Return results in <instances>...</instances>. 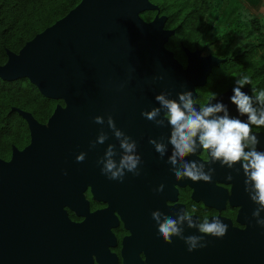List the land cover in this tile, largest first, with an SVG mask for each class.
I'll use <instances>...</instances> for the list:
<instances>
[{
	"label": "flooded vegetation",
	"instance_id": "obj_1",
	"mask_svg": "<svg viewBox=\"0 0 264 264\" xmlns=\"http://www.w3.org/2000/svg\"><path fill=\"white\" fill-rule=\"evenodd\" d=\"M147 12H154L153 19L157 15V11ZM165 26L166 22L164 29L174 31ZM174 35L175 31L164 45L177 65L168 80L171 85L156 86L148 95L127 91L121 101L106 103L103 105L106 110L96 112L95 117H103L102 124H96L95 117L89 122L91 127L86 129V137L79 143V155L85 154L79 166L82 170L77 190L80 203L75 210L61 206L75 229L66 228L57 218L51 223L44 210L36 215L31 210L28 222L15 224L7 238H0V250L2 246L7 250L6 254L0 252V264H32L34 249L71 251L75 253V264H264V227L257 224V220L264 221V209L258 217L253 216L262 206L251 199L256 192L251 181L246 183L242 162L231 169L221 166L203 152L197 137L195 154L183 160L178 158L176 167L182 170L185 161L203 163V171L212 175L211 183L187 178L176 180L173 166L168 163L174 154L170 143L172 128L164 120L166 109L155 99L157 95H164L179 103V95L187 92L192 94L197 111L200 105L220 103L226 106L229 118L247 122L248 117L241 116L231 102L233 87L235 79L248 76L251 83L242 91L252 97L258 113L264 107L256 100V95L264 91V37ZM58 105L65 107L63 102ZM154 108H160L154 120L141 115ZM109 116L117 129L136 142L137 154L141 157L137 168L140 175L126 172L123 182L109 180L101 173L103 163L98 164L109 145L115 146L111 159L119 163L123 155L119 140L109 128ZM252 131L259 141L257 151L264 152V126L253 125ZM102 133L107 139L92 147ZM150 140L164 146L163 158ZM251 147L249 143L245 151ZM210 169H214V173ZM228 176L232 179H227ZM160 185H164L163 192L156 191ZM155 211L161 213V223L166 217L176 221L183 237H202L197 249L189 252L185 241L176 236L172 237L171 244L166 243L159 235L157 221L152 218ZM185 212L190 213V218L181 221L178 213ZM206 218L209 222L220 219L227 224L226 235L222 238L204 236L199 224ZM189 224L196 226L189 227ZM202 243L206 246L200 248Z\"/></svg>",
	"mask_w": 264,
	"mask_h": 264
},
{
	"label": "water",
	"instance_id": "obj_2",
	"mask_svg": "<svg viewBox=\"0 0 264 264\" xmlns=\"http://www.w3.org/2000/svg\"><path fill=\"white\" fill-rule=\"evenodd\" d=\"M147 11H157L150 22L140 17ZM158 12L149 0H81L17 54L6 50L2 81L27 79L44 98L65 107L57 105L46 124L11 109L25 121L30 140L21 150L12 146L9 161L0 159V238L28 222L31 210L75 229L61 206L75 210L80 203L77 156L89 122L127 91L148 95L171 85L177 65L164 45L174 31L164 29L166 17ZM0 252L7 250L2 246ZM74 255L34 249L32 264H75Z\"/></svg>",
	"mask_w": 264,
	"mask_h": 264
},
{
	"label": "clouds",
	"instance_id": "obj_3",
	"mask_svg": "<svg viewBox=\"0 0 264 264\" xmlns=\"http://www.w3.org/2000/svg\"><path fill=\"white\" fill-rule=\"evenodd\" d=\"M251 81L248 76H241L235 79L233 87V96L231 102L236 106L241 116H247L248 121L244 122L240 119L229 118L226 106L220 103L215 105H200L199 111L194 107L196 103L192 99L191 93H183L179 95V103L175 100L166 99L164 95H157L155 99L160 103L161 107L166 109L164 120L171 125L170 143L174 149V154L169 158L168 163L172 164V172L176 180L180 181L185 178L199 182L211 183L212 175L203 171L204 164L195 160L185 161L182 170L177 168V159L183 160L188 155H194L196 152V138L203 152L210 154L212 161H219L221 166H227L229 169L233 165L242 162L246 183L251 181L254 185L256 195L251 199L262 206L253 212L254 217H258L262 209H264V152L257 151L256 145L259 143L257 136L253 134L252 126H264V107L258 110L253 107L252 97L242 91L245 85H250ZM213 94V98H214ZM256 100L264 106V91L256 95ZM223 112V116H217V113ZM160 113V108H154L150 112L141 113L147 120L152 121ZM214 117V118H210ZM96 124L103 123V117L94 118ZM160 123H163L161 121ZM109 128L113 130L114 136L120 142V148L123 150L119 163L111 159L115 155L114 145H109L103 158L98 164L103 163L101 173L109 180L123 182L125 174L133 173L140 175L137 171L138 165L141 163V157L137 154V144L131 137L127 136L121 130L116 128V124L112 116L108 117ZM107 139L106 134H101L98 141L91 146L95 147L98 142L103 144ZM149 143L155 146V150L163 158L164 146L150 140ZM249 143L252 145L251 150L245 151ZM85 154L81 153L77 156V162H83ZM214 173V169H210ZM231 180L232 177L228 176ZM164 191V185L156 190ZM161 213L155 211L152 213L153 220L157 221V228L160 237L171 244L172 237L176 236L183 239L188 245V251L192 252L197 249V242L202 237L189 236L187 238L181 235V230L176 226V221L170 217H166L160 222ZM178 217L182 220L190 218V213H178ZM257 224L264 227V221L257 220ZM196 225L189 224V227ZM199 230L204 236H212L222 238L228 231V225L220 219H212L211 222L206 218L203 223L199 224ZM206 244H200V248Z\"/></svg>",
	"mask_w": 264,
	"mask_h": 264
},
{
	"label": "trees",
	"instance_id": "obj_4",
	"mask_svg": "<svg viewBox=\"0 0 264 264\" xmlns=\"http://www.w3.org/2000/svg\"><path fill=\"white\" fill-rule=\"evenodd\" d=\"M81 0H0V65L7 61L6 50L17 54L35 35L64 17ZM166 17V28L175 37L263 38L264 22L256 17L242 20V10H256L260 0H149ZM141 18L151 21L154 12ZM61 101L44 98L27 80L0 79V159L8 160L12 146L29 143L25 121L12 108L32 114L46 123Z\"/></svg>",
	"mask_w": 264,
	"mask_h": 264
},
{
	"label": "rangeland",
	"instance_id": "obj_5",
	"mask_svg": "<svg viewBox=\"0 0 264 264\" xmlns=\"http://www.w3.org/2000/svg\"><path fill=\"white\" fill-rule=\"evenodd\" d=\"M242 13H243V15H242L243 22H245L246 19H248L249 16L250 17H256L255 12H253L252 10H246V9L243 8ZM259 19H261L264 22V16H260Z\"/></svg>",
	"mask_w": 264,
	"mask_h": 264
},
{
	"label": "crops",
	"instance_id": "obj_6",
	"mask_svg": "<svg viewBox=\"0 0 264 264\" xmlns=\"http://www.w3.org/2000/svg\"><path fill=\"white\" fill-rule=\"evenodd\" d=\"M252 11L255 12L257 18H260V16H264V0H260V5L258 6V8Z\"/></svg>",
	"mask_w": 264,
	"mask_h": 264
}]
</instances>
